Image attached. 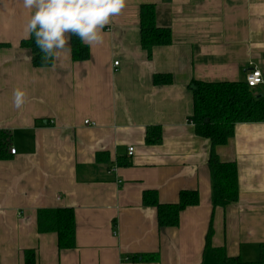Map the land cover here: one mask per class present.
I'll use <instances>...</instances> for the list:
<instances>
[{
    "label": "crops",
    "instance_id": "obj_1",
    "mask_svg": "<svg viewBox=\"0 0 264 264\" xmlns=\"http://www.w3.org/2000/svg\"><path fill=\"white\" fill-rule=\"evenodd\" d=\"M144 4L156 5L172 44L143 47ZM28 17L22 0H0V131L10 155L0 159V264H27V252L32 264H218L215 247L259 260L264 122L237 124L217 147L237 164L239 198L214 208L211 142L196 134L189 85L246 81L254 67L264 73V0H127L89 59L75 60L69 41L49 67H35L22 46ZM160 74L172 82L156 84ZM17 87L27 93L21 109L13 106ZM151 127L161 135L149 144ZM147 190L161 203L178 202L182 190H197L200 200L178 226L160 229ZM43 208H73L74 248L61 250L57 233L39 231ZM137 254L155 257L130 259Z\"/></svg>",
    "mask_w": 264,
    "mask_h": 264
},
{
    "label": "trees",
    "instance_id": "obj_2",
    "mask_svg": "<svg viewBox=\"0 0 264 264\" xmlns=\"http://www.w3.org/2000/svg\"><path fill=\"white\" fill-rule=\"evenodd\" d=\"M141 35L142 45L146 49L173 43L172 30L159 27L157 24L155 4L141 6ZM70 39L74 59H89V47L82 44L75 35H71ZM22 46L31 50L32 62L35 67H49L54 64L55 60L46 65L42 64V53L35 44L34 36L23 40ZM172 80V76L169 74L155 76L156 84L171 83ZM189 88L194 97L192 121L195 124L196 134L211 142L209 166L212 176L213 205L214 208L226 207L239 198L238 167L235 162L223 161L216 149L229 142L237 124L264 122V91L250 87L246 81L209 82L197 79L191 81ZM160 135V127L149 128L147 143L159 141ZM5 139L6 134L0 131V159L10 157L5 150ZM199 200L200 195L197 190H182L179 201L175 203H161L154 190L145 191L143 196L145 205L157 207L160 229L178 226L181 212L189 206L197 205ZM75 225L73 208H43L38 211L39 231L57 233L58 245L61 250L72 249L76 246ZM213 236L212 220L207 235V248L212 247ZM260 247V259L257 261H246L240 256H229L223 247H215L214 251L218 264H264V243ZM151 256L137 254L130 259L147 261L152 259ZM26 263H33L31 252L26 253Z\"/></svg>",
    "mask_w": 264,
    "mask_h": 264
},
{
    "label": "clouds",
    "instance_id": "obj_3",
    "mask_svg": "<svg viewBox=\"0 0 264 264\" xmlns=\"http://www.w3.org/2000/svg\"><path fill=\"white\" fill-rule=\"evenodd\" d=\"M22 4L29 12L23 28L25 39L34 36L42 64L46 65L70 51V35L90 48L103 44L104 29L123 12L127 0H22ZM26 99L24 89H14L16 109H21Z\"/></svg>",
    "mask_w": 264,
    "mask_h": 264
},
{
    "label": "built area",
    "instance_id": "obj_4",
    "mask_svg": "<svg viewBox=\"0 0 264 264\" xmlns=\"http://www.w3.org/2000/svg\"><path fill=\"white\" fill-rule=\"evenodd\" d=\"M115 64L119 65V61H115ZM246 82L252 88H257L261 85L264 86V73L258 67H254L248 72L246 76ZM89 122L90 120H86L87 124H89ZM133 152H134V146H130L128 153L132 155ZM11 153L15 154L16 148H12Z\"/></svg>",
    "mask_w": 264,
    "mask_h": 264
}]
</instances>
